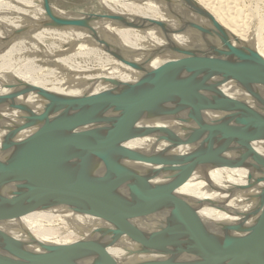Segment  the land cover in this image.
<instances>
[{
    "label": "bare ground",
    "instance_id": "6f19581e",
    "mask_svg": "<svg viewBox=\"0 0 264 264\" xmlns=\"http://www.w3.org/2000/svg\"><path fill=\"white\" fill-rule=\"evenodd\" d=\"M99 1L107 13H70L50 4L46 12L43 0H0V158L11 153L2 150V144L34 153L56 151L55 129L73 118L76 156L100 165L126 161L134 171L111 175L126 191L161 171L189 167L194 160L192 128L178 132L167 153L168 159L180 162L148 167L126 157L159 152L165 132L121 130L110 135L107 130L113 122L137 121L142 127L176 131L179 123L204 109L235 114L244 102L264 98L263 89L220 79L199 82L200 87L196 81L188 83L187 94L197 86L210 87L196 98L178 102L170 94L181 91L184 79L164 70L156 99L127 100L89 117L77 115L78 108L105 107L132 93L151 95L155 71L168 62L198 66L245 49L264 59V39L260 25L252 31L254 9L241 6V0ZM51 16L79 19L84 26L57 25ZM231 59V65L240 69L241 60ZM51 102L71 105L57 107ZM215 117L208 113L204 121ZM259 153L264 154V137L224 134L212 147L207 168L200 167L186 182L158 194L172 204L186 200L204 232L218 239L237 236L255 219L250 214L256 189L250 188L249 175ZM33 198L14 186L0 188V264L31 261L40 244L71 246L92 264L116 260L131 264L149 257L167 261L164 255L131 254L139 244L127 238L152 235L154 222L128 216L111 203L77 211L64 206L22 211Z\"/></svg>",
    "mask_w": 264,
    "mask_h": 264
},
{
    "label": "water",
    "instance_id": "95a60500",
    "mask_svg": "<svg viewBox=\"0 0 264 264\" xmlns=\"http://www.w3.org/2000/svg\"><path fill=\"white\" fill-rule=\"evenodd\" d=\"M43 6L49 12L47 0H43ZM51 19L57 25L83 24L79 19L54 16ZM231 58L241 60L240 69L231 65ZM217 59L216 62L198 66L168 62L155 71V87L151 95H123L110 101L105 107L80 106L76 114L89 117L106 108L122 105L127 100L140 101L148 97L156 99L161 95V77L164 70L171 75L179 74L184 79L181 91L170 94L173 101L182 102L198 97L210 85L205 86V89L197 86L187 94L188 83L197 81L199 85V82H211L212 79L233 81L264 91V59L258 53L251 49L234 50ZM50 105L67 108L71 104L51 102ZM208 113L216 114L211 122L204 121ZM142 126L137 121L113 122L107 130L110 135L121 130L165 132L164 145L159 152L130 154L126 157L127 161L140 162L148 167L172 166L180 162L179 159H168L167 153L179 133L192 128L194 160L191 165L187 168L174 167L161 171L124 191L111 175L134 170L126 165V161L102 162L100 165L88 157L76 156L74 146L77 122L72 118L55 129L59 132V147L54 152L12 150L2 144L1 149L11 153L6 158H0V188L14 186L34 196L32 201L23 206L22 211L54 206L77 211L96 204L111 203L128 216H138L154 222L152 235L131 234L127 238L139 244L131 254L164 255L167 261L149 257L131 264H264V154L259 153L256 156L249 175L250 188L256 189L255 199L253 198L255 209L250 214L255 219L249 227L232 238L218 239L204 232L186 200L183 199L180 204H172L158 194L167 186L186 182L200 167L207 168L212 147L222 135L242 132L253 138L264 137V98L244 102L235 114H228L217 108L204 109L179 123L176 131L159 125ZM157 177L158 181H153ZM37 253L38 256L31 261L14 264H92L71 246L47 248L40 244ZM108 264L122 263L116 260Z\"/></svg>",
    "mask_w": 264,
    "mask_h": 264
},
{
    "label": "rangeland",
    "instance_id": "374dc122",
    "mask_svg": "<svg viewBox=\"0 0 264 264\" xmlns=\"http://www.w3.org/2000/svg\"><path fill=\"white\" fill-rule=\"evenodd\" d=\"M47 1L54 8L60 9L61 11L64 10L70 13L80 12V11H88V12L99 13V14L107 13V10L101 5L99 0H47ZM241 2H242L241 6L242 5L244 6V4L247 6L250 5L249 9L251 10L254 9L252 10V14H254L253 16L255 15L257 16H255V18H253L252 21L250 20L251 27L254 29V30L252 29V31H255L256 30L255 28L260 25L261 26V29L259 26L260 36L262 35L261 37L262 39H264L263 38L264 37V31H263L264 30V3H263L264 1L263 0H260V1L259 0H241ZM259 19L261 21H259ZM51 21L53 22L52 19ZM82 26H84V24H82ZM218 41L221 42L219 39ZM47 42H51V40H48Z\"/></svg>",
    "mask_w": 264,
    "mask_h": 264
}]
</instances>
